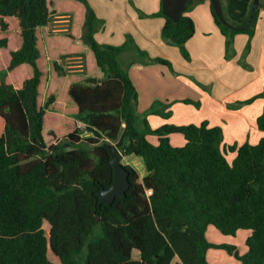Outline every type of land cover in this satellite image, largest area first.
<instances>
[{"label": "trees", "instance_id": "1", "mask_svg": "<svg viewBox=\"0 0 264 264\" xmlns=\"http://www.w3.org/2000/svg\"><path fill=\"white\" fill-rule=\"evenodd\" d=\"M253 1L221 0L229 27L211 7L225 59L234 56L236 35H254ZM148 17L164 19L161 39L189 61L192 19L173 22L162 7ZM57 18L67 28L49 32ZM103 25L86 0H0V264H208L212 248L238 264H264V138L226 147L221 128L207 122L152 129L148 115L170 113L157 103L137 113L119 56L131 47L144 64L173 72L172 64L150 58L130 36L120 46L100 44L95 34ZM72 56L85 60L75 72L63 65ZM259 98L264 90L237 106ZM257 127L264 131V109ZM174 134L183 146L170 143ZM106 141L145 170L140 177L124 166L129 189L110 206L98 196L113 183ZM209 227L224 236L249 231L246 253L207 242Z\"/></svg>", "mask_w": 264, "mask_h": 264}, {"label": "crops", "instance_id": "2", "mask_svg": "<svg viewBox=\"0 0 264 264\" xmlns=\"http://www.w3.org/2000/svg\"><path fill=\"white\" fill-rule=\"evenodd\" d=\"M96 16L104 21L95 39L104 45L120 46L130 36L141 51L150 58L171 62L173 72L160 64H144L143 59L128 48L119 56L120 65L137 92V113L142 115L154 104L170 113L164 119L157 115L146 117L150 127L165 124L200 125L220 127L222 145H256L264 138V131L257 127V118L264 109V98L250 104L237 106L264 90V0H259V19L253 37H234V56L225 59L224 37L211 16L209 0L196 1L183 14L192 19L195 32L185 44L189 61L182 58L178 48L161 39L164 19L148 17L159 12L161 0H86ZM249 44V50L245 52ZM244 64V65H243ZM183 100L199 103V108L184 104ZM153 145L155 136L147 137ZM173 146L181 147V135L169 136ZM235 153H229L232 161ZM140 177L145 175L140 174Z\"/></svg>", "mask_w": 264, "mask_h": 264}, {"label": "water", "instance_id": "3", "mask_svg": "<svg viewBox=\"0 0 264 264\" xmlns=\"http://www.w3.org/2000/svg\"><path fill=\"white\" fill-rule=\"evenodd\" d=\"M195 1L202 0H161L162 11L170 18L173 22H177L181 15H183L188 7ZM211 7L220 20V22L229 27V24L222 17V5L221 0H209ZM259 7V0H254L252 3L251 11L254 12ZM109 155V164L112 167L113 183L106 189L98 192L99 203L110 206L114 200L119 198H124L127 190L129 189V173L127 169L121 164L122 153L118 150L115 145H112L109 141L103 144ZM98 219H96L97 223Z\"/></svg>", "mask_w": 264, "mask_h": 264}, {"label": "rangeland", "instance_id": "4", "mask_svg": "<svg viewBox=\"0 0 264 264\" xmlns=\"http://www.w3.org/2000/svg\"><path fill=\"white\" fill-rule=\"evenodd\" d=\"M63 8V4L59 6V9ZM65 9H70L69 6H64ZM67 28V22L65 19L57 18L54 19L50 24L47 30L51 32H61ZM82 61V62H81ZM85 60L79 57H69L65 60L63 65L66 70L69 72H75L76 70H80L81 63L84 64ZM80 128H83L82 124H79ZM150 138V136H147ZM114 145L113 143H111ZM121 164L123 166H131L137 170L138 173H144V167L141 160L134 156H123L121 160ZM98 230L95 231V235H98ZM250 235L249 231L239 230L235 236H224L220 232H218L214 227H209L205 232V238L207 242L214 245H230L235 247L236 251L240 256L246 253L245 241L247 237ZM207 261L208 264H238V262L234 259L233 256H230L222 249L212 248L209 249L207 253Z\"/></svg>", "mask_w": 264, "mask_h": 264}, {"label": "built area", "instance_id": "5", "mask_svg": "<svg viewBox=\"0 0 264 264\" xmlns=\"http://www.w3.org/2000/svg\"><path fill=\"white\" fill-rule=\"evenodd\" d=\"M148 194H149V192L146 193V195H148Z\"/></svg>", "mask_w": 264, "mask_h": 264}]
</instances>
